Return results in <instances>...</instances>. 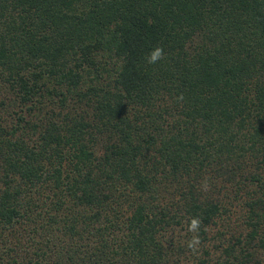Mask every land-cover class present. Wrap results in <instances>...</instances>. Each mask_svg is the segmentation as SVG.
I'll return each mask as SVG.
<instances>
[{
    "label": "trees",
    "instance_id": "16d2710c",
    "mask_svg": "<svg viewBox=\"0 0 264 264\" xmlns=\"http://www.w3.org/2000/svg\"><path fill=\"white\" fill-rule=\"evenodd\" d=\"M28 222L53 264H264V0H0V264Z\"/></svg>",
    "mask_w": 264,
    "mask_h": 264
},
{
    "label": "rangeland",
    "instance_id": "374dc122",
    "mask_svg": "<svg viewBox=\"0 0 264 264\" xmlns=\"http://www.w3.org/2000/svg\"><path fill=\"white\" fill-rule=\"evenodd\" d=\"M31 196L33 197V201L36 203V199H37V201L41 200L42 193L34 192ZM46 201H48V200H46ZM38 202L40 204V201H38ZM36 208H39V206L34 207V209H36ZM243 213H244L243 207L241 205L234 203L233 205L230 206V210H228V212H226L225 214H221L219 216V218L216 219L215 224H213L209 227V237H208L209 240L207 242H208V245L210 248L209 249L210 254H212V255H213V253L216 254V252H214L213 249L211 248V246H212L211 243L216 242L215 234L217 233V231L222 230L225 227L229 228V227H235V226L237 228L242 229L243 231L245 230V228L241 222V220H243V215H242ZM53 232H54V235H57L59 237L58 238L50 237V239H49L50 241L47 242V245L40 248L43 250H39L36 247L39 246L44 241V239L46 237L44 232H41V230L39 228L34 229L32 223H30V222H28V225H26V228H21L20 225L15 226V228L13 230L12 239H15V240L17 239L19 241V243H18L19 246L22 245V250H20V252H19L20 256H18L17 262L20 264H22L24 262H26L27 264H31L32 262H29V261L33 259V257L35 256L34 250L37 249L38 251H43L41 261H43L45 264H53V261H54L53 259H55L57 257L56 255L57 254L60 255L59 251H58L59 253L56 252V247L65 249V247H68L69 241L73 240V239L70 240V237L68 236V234H66L62 231L57 232V230H54ZM116 233H117V237H119L121 235L119 229L116 230ZM166 233H167L166 239L169 242H172L178 238L180 240L182 239L181 236L183 235L182 234L183 230H179L178 225H177V228L168 229L166 231ZM15 237H17V238H15ZM172 238H173V240H172ZM80 241L78 240L75 245L83 243V240H82V242H80ZM79 248H81V247H79ZM51 251H53L54 253ZM260 252L258 251L256 253L257 255L255 257L260 256L259 259H262L264 262V251H260ZM195 253L198 256H202L203 252L200 249H198L197 251H195ZM26 259L28 261H26Z\"/></svg>",
    "mask_w": 264,
    "mask_h": 264
},
{
    "label": "clouds",
    "instance_id": "9594fccd",
    "mask_svg": "<svg viewBox=\"0 0 264 264\" xmlns=\"http://www.w3.org/2000/svg\"><path fill=\"white\" fill-rule=\"evenodd\" d=\"M164 58V51L162 46H156L154 47L150 53L147 55L146 60L148 64H156L158 61L162 60ZM178 99L182 100L183 95L181 94ZM201 219L196 216L192 217L188 223L187 231L189 233H193L191 239L187 241V248L190 251H197L198 247L201 243L200 237H199V231L201 226Z\"/></svg>",
    "mask_w": 264,
    "mask_h": 264
}]
</instances>
